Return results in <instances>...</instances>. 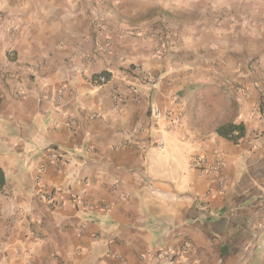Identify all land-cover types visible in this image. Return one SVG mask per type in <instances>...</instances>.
Instances as JSON below:
<instances>
[{"label":"crops","instance_id":"1","mask_svg":"<svg viewBox=\"0 0 264 264\" xmlns=\"http://www.w3.org/2000/svg\"><path fill=\"white\" fill-rule=\"evenodd\" d=\"M0 17V264H154L185 240L171 264H264V0H0ZM194 76L213 111L179 96Z\"/></svg>","mask_w":264,"mask_h":264},{"label":"built area","instance_id":"2","mask_svg":"<svg viewBox=\"0 0 264 264\" xmlns=\"http://www.w3.org/2000/svg\"><path fill=\"white\" fill-rule=\"evenodd\" d=\"M1 22L2 19L0 17V25ZM104 83H106V78L104 76H100L97 79V84H104ZM234 90L237 94L240 95V97L246 98L248 95L247 91L242 90L239 87H236ZM153 114L157 120L165 118L164 113L159 108H154ZM156 148L160 152L164 151V143L162 139H159L156 142ZM191 165L194 170H196L199 174L203 175L208 173L210 174L218 173L222 163L221 160L218 159V157H215L213 161H209L206 157H197L192 161ZM49 200L50 202L52 201V199ZM191 250H192V244L187 240L181 243L177 251L172 248H161L154 254V264H171L178 257L190 252Z\"/></svg>","mask_w":264,"mask_h":264},{"label":"trees","instance_id":"3","mask_svg":"<svg viewBox=\"0 0 264 264\" xmlns=\"http://www.w3.org/2000/svg\"><path fill=\"white\" fill-rule=\"evenodd\" d=\"M99 76H104L106 80L108 79V76L105 73H101L97 76H93L92 80L94 83ZM201 88H202L201 86L199 87V86L187 85L185 90H183L179 96L183 99L190 100L196 94L199 93ZM215 132L217 136H219L220 138L228 140L232 142L233 144H237L244 137L245 128L243 124L241 123L233 124L231 122H228V123H224V124L217 126ZM4 184H5L4 174H3V171L0 169V190L3 188Z\"/></svg>","mask_w":264,"mask_h":264},{"label":"rangeland","instance_id":"4","mask_svg":"<svg viewBox=\"0 0 264 264\" xmlns=\"http://www.w3.org/2000/svg\"><path fill=\"white\" fill-rule=\"evenodd\" d=\"M163 32H166L167 30L161 28ZM171 31V30H170ZM172 32V31H171ZM170 33V32H169ZM200 80L197 78V76H194L191 78L189 81L188 85L190 86H195L196 84H199ZM206 86V85H205ZM212 97L210 96L209 90L206 88L200 89L199 93L196 94L193 98H191L189 101L191 103V106L196 109L199 107V105H202L203 107H206V111H213L214 110V104L215 101L211 99ZM217 107V105H216ZM209 127V125H207Z\"/></svg>","mask_w":264,"mask_h":264}]
</instances>
